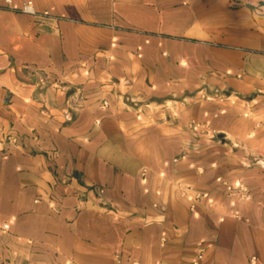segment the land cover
<instances>
[{
  "label": "crops",
  "instance_id": "1",
  "mask_svg": "<svg viewBox=\"0 0 264 264\" xmlns=\"http://www.w3.org/2000/svg\"><path fill=\"white\" fill-rule=\"evenodd\" d=\"M0 0V264H264V0Z\"/></svg>",
  "mask_w": 264,
  "mask_h": 264
},
{
  "label": "built area",
  "instance_id": "2",
  "mask_svg": "<svg viewBox=\"0 0 264 264\" xmlns=\"http://www.w3.org/2000/svg\"><path fill=\"white\" fill-rule=\"evenodd\" d=\"M7 1H10V0H7ZM22 12H25V13H30V14H35L36 13V10L34 9V6H33V3L31 0H26L24 1L20 8H19ZM203 254H204V248L203 246L200 244L197 248V251H196V259L194 260V264H197V261L200 260L202 257H203ZM138 264V263H136Z\"/></svg>",
  "mask_w": 264,
  "mask_h": 264
}]
</instances>
